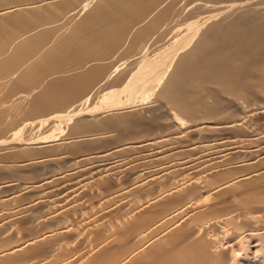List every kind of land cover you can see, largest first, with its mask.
<instances>
[{"label":"bare ground","instance_id":"obj_1","mask_svg":"<svg viewBox=\"0 0 264 264\" xmlns=\"http://www.w3.org/2000/svg\"><path fill=\"white\" fill-rule=\"evenodd\" d=\"M0 96V178L38 179L43 157L63 153L71 158L65 165L92 156L104 161L111 144H118L115 153L152 149L150 156H158L161 164L182 160L195 155L199 146L184 145L182 134L190 131L191 138H228V145L236 139L248 141V150L241 146L233 151L246 152L254 160L246 158L250 167L243 163L239 169L221 170L211 175L210 185L219 182L214 188L228 186L232 191L249 187L246 195L264 204V141L262 135L256 138L264 127L257 130L250 120L251 112L264 120V0H0ZM152 98L165 110L143 109ZM95 99L102 104H91ZM24 119L33 120L31 126L43 134L37 131L39 135L28 138L22 131L14 136ZM114 167L102 168L112 172L103 176L104 182L116 177ZM163 171L155 180L170 176ZM260 208L255 213L264 211ZM26 223V235L32 237L34 228ZM52 239L16 245L9 253L2 250L0 264L32 257Z\"/></svg>","mask_w":264,"mask_h":264},{"label":"rangeland","instance_id":"obj_2","mask_svg":"<svg viewBox=\"0 0 264 264\" xmlns=\"http://www.w3.org/2000/svg\"><path fill=\"white\" fill-rule=\"evenodd\" d=\"M143 81L144 79L142 78L140 82ZM129 96H127V99L130 98L128 103H133V97ZM149 100L146 101L147 104L145 102L142 105L143 109L147 108L145 106L147 105L148 108H154L155 106V112L165 110V105L160 104L162 102L158 101V103L153 98L151 102ZM90 102L91 104L95 102L102 104L100 100L96 99ZM91 104H87L86 106H91ZM94 106L92 105L91 107ZM84 113L81 116L89 114L86 112L84 115ZM250 114H252L250 116L252 119L249 118L253 121H251L253 126L254 124L257 125L255 126L257 130L264 127V120L258 119L259 114L254 112ZM24 121H21V124H19L23 126L21 129V126L19 127L21 132L18 129L19 134L17 135L16 133L14 136L18 137L23 134L22 131L28 132V134L26 133L28 138L31 135L36 136L38 134L37 131L43 134L39 128L36 127L37 130L34 127L35 125L31 126L33 123L31 124L30 121L33 120L24 119ZM190 122L192 121L190 120ZM24 125L29 126H26L24 129ZM28 128L30 129L26 131ZM33 131L35 134H30ZM188 132L190 131H187L184 137L183 133L181 137L182 141L184 138V145L191 143L189 147L199 146L195 148L197 151L195 149L193 151L195 155L182 160L176 159V161L173 160L161 164L158 162L160 161L158 156L157 158L155 156L156 159L150 156L152 155L150 154L151 151L153 152L152 149L142 150V152L139 150L138 153H135V151L115 153L114 150H116L115 147L118 144L116 146L111 144L109 147L112 150L109 152L111 156L108 155L106 157L107 160L104 161L101 157L94 156V159L97 160L95 161L92 159V156L89 161L87 160L82 163L74 160L76 164L71 160L76 165L68 162L65 165V161L71 158L68 154L63 153L59 154L60 156H48L50 159H47V156L43 157L44 159L42 160L44 161L39 163L43 174L38 179H33L27 175L24 177L22 175H4V179L0 178V251L3 250L9 253L14 250L12 248L16 245H27L29 243H36L39 239L53 237L48 245L40 246L32 257L26 256L15 263L41 264L42 262V264H46L48 262L47 264H80L81 261H84L83 263L85 264L87 260L86 264H90V262L91 264H264V211H257L255 213L257 207L258 209L260 207V209H264V204L261 205L263 202L258 204L256 201L255 203V200L251 196L248 199L249 187L237 188L238 191H232L228 186H221V188L215 187L216 191L214 188L216 184L210 185L211 182L209 180L211 179V175L214 176L221 170L228 172L229 170H235L234 168L239 169V166L243 163H247V166L251 165V163L249 165L248 163L254 162V160H251L250 156L247 157L246 152H242L244 154L239 152L234 153L236 149H241L242 147L243 150H248L249 147H246L249 142L242 140L240 143L237 142L239 139L233 140L235 138H231L234 143L232 142V145H228V138L211 140V137H208L209 140L205 133L203 134L206 136H203V138L205 137L204 139L193 135V138H191ZM258 132L260 135L256 138L261 137V135L264 137V129ZM111 133H108L109 137L114 138L115 133ZM206 133H208V136H214L213 133ZM26 135L25 137L27 138ZM261 138L259 139L264 141V138ZM181 139L179 138V140ZM189 139L193 142L189 141L188 143ZM231 139L230 141H232ZM216 143L218 146L215 145ZM243 144H246V146L244 147ZM233 145L238 148H233ZM168 148L170 149L171 147ZM232 154L234 157L231 156ZM227 158L231 164H226ZM246 158L251 161L248 162ZM57 159L59 160L57 161ZM47 160H49V164ZM23 162H19V164ZM218 162L220 165H218ZM112 164L115 165V170L117 169L116 171L113 170V174L115 173L116 177L107 180L109 181L108 183L107 181L104 182V177H107L105 175H110L112 172L111 170L105 172L103 167L108 168ZM69 168H71V171L74 168L72 171L74 175L72 172V175L69 173ZM162 170H165L166 173L170 172L168 174L171 177L164 174L161 180H157V178L156 181L155 177L159 173L161 174ZM98 172H102L104 175ZM165 172L163 171V173ZM65 173L68 174L64 176ZM153 173L155 174L154 176ZM69 179H71V182ZM262 179L261 182L263 181L264 183V177ZM61 182L62 184L64 183L63 186H61ZM164 182L166 183L165 185H163ZM174 182H177V184ZM218 183L216 186H219ZM263 183L261 184L264 185ZM65 184H69L70 187ZM73 184L75 185L71 187ZM135 187H139L142 190L137 189L136 193L134 192L136 191L134 190ZM165 187H167V190L164 189ZM163 189L165 192L162 194ZM168 190L169 192L173 190L175 194L173 191L169 193ZM220 190L223 191V195L225 193L224 197ZM251 199L254 201H251ZM240 200L242 202H239ZM27 220L28 223H26ZM25 223L32 229L34 228L35 233L33 236H37L38 239H29L33 236L26 235L24 229ZM249 234L252 235L250 236ZM51 247L53 249L56 247L57 249L53 250ZM82 262L81 264H83Z\"/></svg>","mask_w":264,"mask_h":264},{"label":"clouds","instance_id":"obj_3","mask_svg":"<svg viewBox=\"0 0 264 264\" xmlns=\"http://www.w3.org/2000/svg\"><path fill=\"white\" fill-rule=\"evenodd\" d=\"M238 255H240V254H238Z\"/></svg>","mask_w":264,"mask_h":264}]
</instances>
